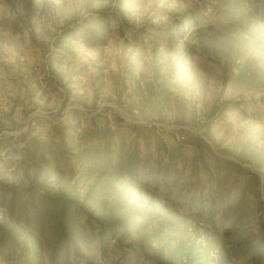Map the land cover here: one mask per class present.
Returning <instances> with one entry per match:
<instances>
[{"label": "rangeland", "instance_id": "374dc122", "mask_svg": "<svg viewBox=\"0 0 264 264\" xmlns=\"http://www.w3.org/2000/svg\"><path fill=\"white\" fill-rule=\"evenodd\" d=\"M0 264H264V0H0Z\"/></svg>", "mask_w": 264, "mask_h": 264}]
</instances>
